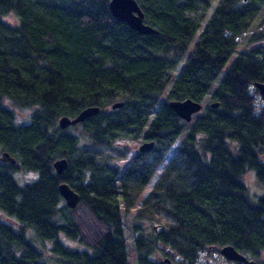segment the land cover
Returning <instances> with one entry per match:
<instances>
[{
	"label": "trees",
	"instance_id": "1",
	"mask_svg": "<svg viewBox=\"0 0 264 264\" xmlns=\"http://www.w3.org/2000/svg\"><path fill=\"white\" fill-rule=\"evenodd\" d=\"M136 1L155 33L116 19L109 0H0V264H46V239L59 264H128L121 202L148 182L149 165L138 151L120 168L82 150L140 136L154 141L155 162L173 154L143 200L171 222L133 215L137 264H193L199 250L225 245L264 264V105L255 89L264 82V0ZM186 98L203 104L189 121L168 103ZM88 106L99 110L59 127ZM60 157L68 164L57 173ZM250 168L261 185L254 197L242 179ZM17 171L32 176L20 182ZM62 182L78 194L72 207ZM59 232L87 248L66 246Z\"/></svg>",
	"mask_w": 264,
	"mask_h": 264
},
{
	"label": "rangeland",
	"instance_id": "2",
	"mask_svg": "<svg viewBox=\"0 0 264 264\" xmlns=\"http://www.w3.org/2000/svg\"><path fill=\"white\" fill-rule=\"evenodd\" d=\"M213 5H214V2L208 9V15L210 14L212 10ZM5 19L10 20V21L14 20L12 16H8V17L6 16ZM233 57L234 55H231L228 61L225 63L224 67L222 68V70L220 71V73L218 74L217 78L214 81V86L218 83L219 79L222 77V75L226 71L230 62L233 60ZM180 65H181V61L178 62V64L175 66L173 71L177 73ZM256 94H258V91H256ZM261 101L264 102V100H259L258 104H261ZM15 112H16V119L18 121H25L29 113V111L26 109H23V110L15 109ZM143 141H148V140L143 139L142 136H140L138 137V139L128 138V140L120 141L122 143L114 146L112 149L102 147L100 145H94L92 148H88V146L86 145L83 147L82 151L87 152V153H93L96 155H107L111 162L116 164L118 167L123 168L124 165H127V163L131 161L132 157L135 155V152L139 150V146L143 143ZM177 141H178V138L176 139V141L173 142L172 144L173 148L177 144ZM151 149H149L146 153L143 154V157L145 161L147 162L146 164L149 165V168H150V175H149L148 182L143 187L139 188L138 190H137V187H129L130 192H131L130 199L121 202L122 207H124V209L127 210V212H125L124 214V219H123V234L126 239V252H127L128 264H137L135 252L133 251V248H132L133 235H132V229H131L133 215L136 212H139V210L140 211L142 210L143 213L144 212L146 213V214L144 213L145 215L148 214V215L153 216L154 220L150 224L159 225V224H163V223L166 224V223L171 222L170 217L162 208L159 209L158 207L153 205V200L149 201V205H146L143 203V200L146 198L148 192L153 188L159 175L163 172L165 166L167 165L169 160L172 158V154H173V149L170 151H166L164 152L161 160L159 162H155L152 156L153 153L152 151H150ZM15 176L20 182H23V181L29 180L30 177L32 176V173L24 172V171H17L15 172ZM242 179L246 183L248 192L252 197L256 196L257 194L261 192V185L257 182L253 169L251 168L247 169L243 173ZM10 221L14 225L18 226V224H16L12 220ZM142 223L144 222L142 221ZM58 238L63 244L71 248H76V249H86L87 248V246L81 244L76 239L69 238L63 232H59ZM38 245L43 251V259L46 262V264H59L53 258V253L50 250V247L52 245L51 239H46L43 245H40V244Z\"/></svg>",
	"mask_w": 264,
	"mask_h": 264
},
{
	"label": "water",
	"instance_id": "3",
	"mask_svg": "<svg viewBox=\"0 0 264 264\" xmlns=\"http://www.w3.org/2000/svg\"><path fill=\"white\" fill-rule=\"evenodd\" d=\"M108 7L110 13L116 19L125 21L132 29L138 31L139 33L149 34L156 32V29L144 22V14L136 0H109ZM255 88L258 91V94L264 99V82L256 83ZM168 103L170 107L176 112V114L185 121H189L192 117V114L199 111L202 106L200 102L190 98L180 101L170 100ZM120 105V101L112 103L113 108ZM211 105L217 106L218 102L213 101ZM98 110V106H88L81 109L74 117L63 115L59 117L58 125L60 128H66L68 125L77 124L84 118L97 113ZM153 145V140L143 141V143L139 146V151L146 152L151 149ZM1 158L7 159L11 162L14 161V159L8 156L6 152L2 153ZM67 164V159L65 157H60L53 161L52 166L57 173H62L67 168ZM58 190L68 206L72 207L76 204L78 194L71 187H69L68 184L64 182L60 183ZM220 253L229 260L240 261L246 264L251 263V261L236 251L231 245H225L221 247Z\"/></svg>",
	"mask_w": 264,
	"mask_h": 264
},
{
	"label": "built area",
	"instance_id": "4",
	"mask_svg": "<svg viewBox=\"0 0 264 264\" xmlns=\"http://www.w3.org/2000/svg\"><path fill=\"white\" fill-rule=\"evenodd\" d=\"M256 100L258 102L262 99L257 98ZM261 104L264 105V102L261 101ZM193 264H235V262L227 259L224 255L220 253V250L202 249L198 251V254Z\"/></svg>",
	"mask_w": 264,
	"mask_h": 264
},
{
	"label": "flooded vegetation",
	"instance_id": "5",
	"mask_svg": "<svg viewBox=\"0 0 264 264\" xmlns=\"http://www.w3.org/2000/svg\"><path fill=\"white\" fill-rule=\"evenodd\" d=\"M136 152H137V151H136ZM138 152H139V153H143V154H144V153H146L147 151H146V152H140V151L138 150Z\"/></svg>",
	"mask_w": 264,
	"mask_h": 264
},
{
	"label": "bare ground",
	"instance_id": "6",
	"mask_svg": "<svg viewBox=\"0 0 264 264\" xmlns=\"http://www.w3.org/2000/svg\"><path fill=\"white\" fill-rule=\"evenodd\" d=\"M201 103V102H200ZM201 105H202V103H201ZM231 261H233V260H231ZM233 262H235V261H233Z\"/></svg>",
	"mask_w": 264,
	"mask_h": 264
}]
</instances>
